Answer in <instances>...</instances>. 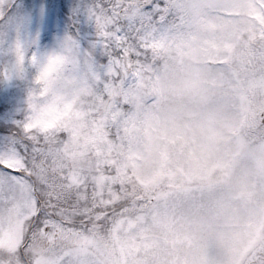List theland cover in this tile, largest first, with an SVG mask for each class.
Segmentation results:
<instances>
[{
    "label": "snow or ice",
    "instance_id": "obj_1",
    "mask_svg": "<svg viewBox=\"0 0 264 264\" xmlns=\"http://www.w3.org/2000/svg\"><path fill=\"white\" fill-rule=\"evenodd\" d=\"M0 0V264H264V0H84L41 51Z\"/></svg>",
    "mask_w": 264,
    "mask_h": 264
},
{
    "label": "rangeland",
    "instance_id": "obj_2",
    "mask_svg": "<svg viewBox=\"0 0 264 264\" xmlns=\"http://www.w3.org/2000/svg\"><path fill=\"white\" fill-rule=\"evenodd\" d=\"M84 0H21L12 6L13 12L18 5L30 17L27 32L38 33V46L41 51L51 48L54 42L65 34L79 35L82 42L92 38L94 27L83 17L75 19L73 8ZM12 57L0 54V68ZM32 86L31 73L25 78L13 76L4 79L0 75V137L12 132L27 114V96Z\"/></svg>",
    "mask_w": 264,
    "mask_h": 264
},
{
    "label": "trees",
    "instance_id": "obj_3",
    "mask_svg": "<svg viewBox=\"0 0 264 264\" xmlns=\"http://www.w3.org/2000/svg\"><path fill=\"white\" fill-rule=\"evenodd\" d=\"M16 1H19V0H15V2H16ZM45 1L49 2V0H45ZM15 2H14V3H15ZM14 3H13V5H14ZM13 5H12V6H13Z\"/></svg>",
    "mask_w": 264,
    "mask_h": 264
}]
</instances>
